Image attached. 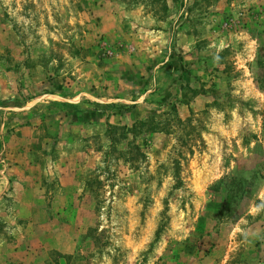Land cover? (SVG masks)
<instances>
[{
  "label": "rangeland",
  "instance_id": "374dc122",
  "mask_svg": "<svg viewBox=\"0 0 264 264\" xmlns=\"http://www.w3.org/2000/svg\"><path fill=\"white\" fill-rule=\"evenodd\" d=\"M0 264H264V0H0Z\"/></svg>",
  "mask_w": 264,
  "mask_h": 264
}]
</instances>
